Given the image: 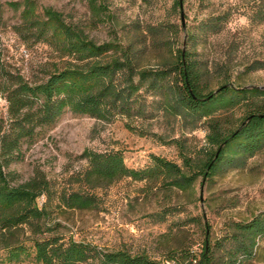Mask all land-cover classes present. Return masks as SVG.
<instances>
[{
    "label": "trees",
    "instance_id": "1",
    "mask_svg": "<svg viewBox=\"0 0 264 264\" xmlns=\"http://www.w3.org/2000/svg\"><path fill=\"white\" fill-rule=\"evenodd\" d=\"M105 1H88L101 22L108 17ZM208 1L199 0L201 5ZM239 1L250 24H264V0ZM6 6L19 13L13 30L21 40L48 46L59 62L53 63L45 78L31 82L8 69L0 50V95L8 104L7 119L0 120V263L264 264V212L231 222L228 232L215 241L210 240L207 224L200 252L170 251L162 261L146 253L133 254L124 248L109 251L76 241L60 233L58 224H51L54 202L56 208L94 210L100 200L89 191L123 179L160 182L161 187L193 192L199 178L203 186L217 175L245 169L250 159L264 151V88L230 86L226 63L215 69L221 82L212 90L214 68L198 52L209 38L226 30L234 9L209 14L190 28L149 25L143 41L125 45L119 39L99 44L63 13L40 7L35 0ZM182 7V0L174 1L176 12ZM182 33L184 43H180ZM148 52L163 55L157 64L147 66L143 59ZM260 70L264 61L254 60L244 73ZM236 109L243 110L241 118L222 119L221 115ZM67 112L105 123L118 118L153 120L160 115L179 119L192 129L203 127L208 147L198 160L182 156L184 167L152 156V165L145 170L128 167L120 152L85 150L82 158L87 167L77 180L87 191L57 192L40 172L26 183L13 185L7 170L22 159L23 145L34 143ZM151 136L167 144L162 137Z\"/></svg>",
    "mask_w": 264,
    "mask_h": 264
},
{
    "label": "rangeland",
    "instance_id": "2",
    "mask_svg": "<svg viewBox=\"0 0 264 264\" xmlns=\"http://www.w3.org/2000/svg\"><path fill=\"white\" fill-rule=\"evenodd\" d=\"M19 1L22 0H0L3 6L0 9V50L9 70L33 82L45 78L46 72L52 71L53 63L59 60L48 46L27 45L14 32L19 13L9 9L6 3ZM35 1L40 7H51L63 13L69 22L81 26L88 37L99 44L112 39H119L125 45L143 41V31L149 25L170 23L174 27L190 28L209 14L234 9L226 30L198 48L200 58L214 68L212 90L221 82L215 69L226 63L230 66V86L264 88V70L244 73L251 61H264V24H250L239 0H211L203 5L199 0H182L179 12L174 9L175 0H106L105 22L89 9V0ZM185 38L182 33L180 43H184ZM162 55L163 52H148L143 62L147 66L157 64ZM7 106L0 95V120L7 119ZM242 115L243 110L236 109L221 117L236 120ZM206 134L201 126L192 129L179 119L162 115L146 121L118 118L114 123H105L67 112L34 143L23 145L22 159L13 163L7 173L13 185L26 183L40 172L57 192L87 191L77 180L87 167L82 158L85 150L120 152L126 165L133 169L150 168L152 156L184 167L182 156L198 160L208 147ZM151 135L162 137L167 144ZM174 140L179 143L171 142ZM200 183L199 178L193 192H182L161 187L160 182L123 179L89 191L100 200L94 210L56 208L57 202H54L51 224H58L60 233L76 241L109 251L124 248L133 254L146 253L156 261H162L170 251L200 252L207 224L210 240L215 241L228 232L231 222L247 221L264 212V151L250 159L245 169L217 175L203 186ZM44 200L41 199L40 204ZM164 215L166 218L161 220Z\"/></svg>",
    "mask_w": 264,
    "mask_h": 264
}]
</instances>
